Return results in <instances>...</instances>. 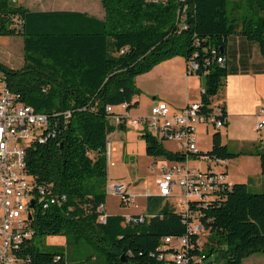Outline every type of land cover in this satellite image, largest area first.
I'll return each instance as SVG.
<instances>
[{"label": "trees", "instance_id": "1", "mask_svg": "<svg viewBox=\"0 0 264 264\" xmlns=\"http://www.w3.org/2000/svg\"><path fill=\"white\" fill-rule=\"evenodd\" d=\"M101 5L103 18L85 11L31 10L0 0V36H22L24 49L20 68L0 61V69L18 99L51 121L47 138L26 149L36 202L33 234L18 253L28 264H176L158 257L163 237L190 234L192 217L177 211L171 200L149 195L144 222L125 223L121 214L99 220L104 213L100 205L107 201L108 136L124 126L113 124L115 112L107 107L137 105L135 78L164 60L184 56L198 63L202 111H212L213 98L230 73V37L257 43L264 55V0H101ZM219 105L226 127V107ZM142 137L153 161L203 155L228 160L255 153L264 179V151H230L221 129L213 132L210 150L192 155L166 148L147 129ZM52 197L57 202L51 203ZM190 208L209 230L201 246L196 235H189L202 264H244L250 255L264 253V191L236 182L217 200ZM47 235H64L66 244L43 250L36 238Z\"/></svg>", "mask_w": 264, "mask_h": 264}, {"label": "built area", "instance_id": "2", "mask_svg": "<svg viewBox=\"0 0 264 264\" xmlns=\"http://www.w3.org/2000/svg\"><path fill=\"white\" fill-rule=\"evenodd\" d=\"M12 1L17 3L19 0ZM218 61L222 63L223 57H219ZM197 69L195 60L188 61L190 73L197 74ZM18 98L19 94L11 90L4 71L0 69V264H28L29 259L18 253L25 242L18 239V231H29L30 237L33 234L29 217L32 209L30 203L32 200L36 202L34 184L26 168V149L33 141L42 142L47 138L51 123L47 113L36 111ZM121 106L127 108L126 103ZM201 106L198 101L172 111L169 104L162 101L151 107L149 116L132 122L142 123L143 130L154 132L161 142L174 143L176 148L171 149L173 151L186 155L197 154L200 152L197 125L206 124L207 127L220 130L225 128L226 122L221 105H213L212 111L208 113L202 111ZM107 109L114 112L113 106ZM113 118L117 124L124 122L120 114L114 113ZM256 128H264V103L258 110ZM107 155H111L109 142ZM199 159L209 161L207 170L192 165V158L182 161L158 158L152 161V169L159 165L161 177L157 180L158 191H149L146 199L149 195L164 196L173 202L177 211L192 217L188 224L190 234L163 237L159 259L176 264H202V257L193 252L194 244L189 235H196L197 243L201 246L207 240L209 230L206 226H199L198 213L192 212L190 207L193 203L202 206L205 202L217 200L232 183L225 171L226 160L204 155ZM215 165L224 166L225 169L218 170L213 167ZM176 186L181 189L180 195L175 193ZM107 192L118 196L127 205L138 207L132 189L120 181L109 182ZM43 199L41 196L38 200L41 202ZM50 202L57 201L52 197ZM100 210L104 213L99 220L106 222L108 212L105 203L100 205ZM147 218L149 215L145 213H132L125 215V223L144 222Z\"/></svg>", "mask_w": 264, "mask_h": 264}, {"label": "crops", "instance_id": "3", "mask_svg": "<svg viewBox=\"0 0 264 264\" xmlns=\"http://www.w3.org/2000/svg\"><path fill=\"white\" fill-rule=\"evenodd\" d=\"M56 2L41 0L38 3L35 0H27L25 6L31 10L41 11H85L100 18L104 17V9H98L96 3L93 5V0L79 4L62 2L63 6ZM99 2L101 4V0ZM10 37L0 36V41L3 39L8 41ZM226 59L230 73L226 78L224 87L213 98V104L225 105L228 115V125L225 127L226 136L227 138L236 137L237 140L243 143L239 147L240 150H243L244 144L258 143V140L247 139L245 134L246 127H250L252 131H255L258 110L264 103V55L261 54L257 43L251 42L240 35H234L229 39ZM135 83L140 90V93L133 97V101L137 102V105L131 108H125L121 105L114 107V112L123 117L124 126L117 127L108 136L111 151V155L108 157V183L113 178L110 165L116 168L128 169L130 164L133 165L134 160L139 157L138 153L140 154L143 143H145L144 150L146 153V142L142 137L143 124L133 123L132 120L146 118L150 115L151 107L162 101L167 102L172 111L182 109L189 103L200 101L203 91L202 77L189 72L187 58L184 56H174L158 63L150 71L138 75L135 78ZM112 122L115 126H118L114 118H112ZM199 125L201 124L197 125V144L199 149L204 151L200 140L203 134L206 136L210 134V127L203 125L198 127ZM223 142L229 147V143L224 138ZM146 156H148L147 153ZM148 157L150 158L149 164H151L153 159L150 156ZM242 157L247 156L240 155L238 158ZM255 157H258L260 162V157ZM197 160L201 159L192 160L191 164L202 168ZM226 161L228 164L229 159ZM227 174L231 183H234L230 179L228 171ZM145 210L146 208L144 211L132 213H144ZM107 212L108 214H114L108 209ZM245 263L264 264V253L250 255L245 259Z\"/></svg>", "mask_w": 264, "mask_h": 264}, {"label": "rangeland", "instance_id": "4", "mask_svg": "<svg viewBox=\"0 0 264 264\" xmlns=\"http://www.w3.org/2000/svg\"><path fill=\"white\" fill-rule=\"evenodd\" d=\"M36 2L40 3L41 0H35ZM45 1V0H44ZM56 3L62 2L68 4H79L82 2H88V0H53ZM24 3L27 5V0H19L17 3ZM96 3L98 9L103 8L101 4H99V0H93V5ZM35 7V6H34ZM232 5H230V8ZM0 61L11 68H20L24 64V49H23V37L16 35L11 36L10 39L7 41L3 39L0 41ZM215 98V97H214ZM258 122V121H257ZM205 126L206 124H201L198 127ZM257 126V123H256ZM210 127V134L208 136L204 135L201 138V145L203 147L204 152L208 151L212 147V134L215 129L212 126ZM223 132V138L225 141L229 143L230 151L237 152L240 150L239 147L243 144L236 137L227 138L225 128L221 129ZM247 139L249 140H258L257 144H244L243 150H261L264 151V128L258 130L255 128V131H252L250 127H246V134ZM229 139V140H228ZM233 139V140H232ZM144 142V141H143ZM144 144L140 150V154L138 153V158L134 160V164L128 167V169L124 168H116L110 165L111 173H112V181H120L125 185H128L130 189H132L134 196L136 197V203L138 207H135L134 204L131 205H122L121 200L118 196L112 195L107 192V209L114 214H122L128 215L132 212L137 211H144L146 208V195L149 191L151 193L158 191L157 180L161 177L159 172V165L155 169H152L151 164H149V157L146 156L144 150ZM166 148L174 149L176 146L172 142L165 141L163 143ZM247 150V151H248ZM247 157L242 158H233L229 159L228 161V173L230 175V179L235 182H244L249 183L250 188L254 192H263L264 191V179L261 173V166L258 156L255 153H245L242 154ZM253 155V156H249ZM195 160V159H194ZM198 161V162H197ZM196 162L202 167V169H208L209 161L206 159L197 160ZM200 162V163H199ZM110 164V163H109ZM214 168L220 170L225 169L224 166H213ZM108 186V183H107ZM175 193L177 195L181 194L180 187H175ZM146 213V210L145 212ZM37 245L43 249L52 251L57 246L65 245L66 244V237L64 235H47V236H39L36 238Z\"/></svg>", "mask_w": 264, "mask_h": 264}, {"label": "bare ground", "instance_id": "5", "mask_svg": "<svg viewBox=\"0 0 264 264\" xmlns=\"http://www.w3.org/2000/svg\"><path fill=\"white\" fill-rule=\"evenodd\" d=\"M151 133L154 135V132H151ZM199 226H202V225L199 224ZM29 236H30L29 231H18V239L20 240H24L26 237H29Z\"/></svg>", "mask_w": 264, "mask_h": 264}, {"label": "water", "instance_id": "6", "mask_svg": "<svg viewBox=\"0 0 264 264\" xmlns=\"http://www.w3.org/2000/svg\"><path fill=\"white\" fill-rule=\"evenodd\" d=\"M34 206H35V200H32L31 203H30V207L34 208ZM29 217L30 218L32 217L31 213L29 214Z\"/></svg>", "mask_w": 264, "mask_h": 264}]
</instances>
